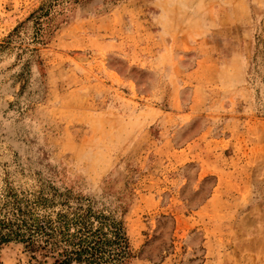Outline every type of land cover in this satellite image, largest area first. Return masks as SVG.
I'll use <instances>...</instances> for the list:
<instances>
[{
  "label": "rangeland",
  "instance_id": "374dc122",
  "mask_svg": "<svg viewBox=\"0 0 264 264\" xmlns=\"http://www.w3.org/2000/svg\"><path fill=\"white\" fill-rule=\"evenodd\" d=\"M3 235L0 264H264V0H0Z\"/></svg>",
  "mask_w": 264,
  "mask_h": 264
},
{
  "label": "trees",
  "instance_id": "16d2710c",
  "mask_svg": "<svg viewBox=\"0 0 264 264\" xmlns=\"http://www.w3.org/2000/svg\"><path fill=\"white\" fill-rule=\"evenodd\" d=\"M115 238H116V240H115V242L117 243V244H120L119 242H122L123 241V239H124V234L122 233V231L120 230L119 231V229L117 228L116 229V231H115ZM8 236V235H7ZM6 236V237H7ZM4 240H6V238L4 237V235L2 236V237H0V242H2V241H4ZM82 244V243H81ZM80 244V245H81ZM95 244H97V242L95 243ZM102 244V243H101ZM96 251H98V249L95 247V245H93V246H90V247H87V248H85V247H82L81 249H79V250H77V251H75V254H78V256H80V255H82L83 253H90V257H92V262L93 261H96L95 259V252ZM70 259L71 258H68V259H66L65 261H63L62 262V264H64L65 262L66 263H68V262H70ZM76 259L77 260H79L80 259V257H76ZM81 260V259H80ZM89 260V259H88ZM91 262V260L89 261V264H91L92 263Z\"/></svg>",
  "mask_w": 264,
  "mask_h": 264
}]
</instances>
